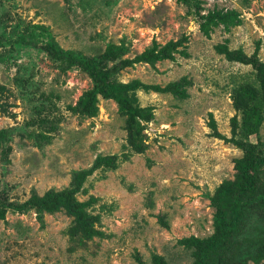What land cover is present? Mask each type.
I'll use <instances>...</instances> for the list:
<instances>
[{"label": "rangeland", "instance_id": "374dc122", "mask_svg": "<svg viewBox=\"0 0 264 264\" xmlns=\"http://www.w3.org/2000/svg\"><path fill=\"white\" fill-rule=\"evenodd\" d=\"M199 1L201 13L236 9L241 23L229 31L216 27L206 37L196 15L177 0H0V31L3 26L9 32L16 26L23 31L31 24L43 25L63 49L88 56L120 40L132 56L153 38L163 44L185 34L186 56L176 54L175 60L158 61L154 67L135 64L118 78L164 85L187 76L192 83L183 100L139 92L140 104L154 108V118L143 130L146 150L87 178L86 192L78 198H97L92 210L100 214L101 236L74 244L66 233L71 217L64 211L45 213L43 225L33 211L7 212L0 220V264H137L135 252L146 264L153 252L168 264H192L190 251L176 241L212 232L214 209L208 196L223 181L234 179V159L242 155L211 135L208 113L229 136L235 114L231 90L253 81L249 65L227 61L214 45L227 40L229 48L250 54L259 43L264 62V0ZM90 86L84 72L60 73L35 46L0 48V129H10L0 148V191L23 201L32 191L42 194L67 186L71 172L90 167L98 154H120L126 132L113 100L99 98L92 118L66 108ZM48 94L51 102L45 99ZM38 109L53 121L46 132L51 139L42 145L34 141L37 129L31 124ZM249 141H264V122Z\"/></svg>", "mask_w": 264, "mask_h": 264}, {"label": "trees", "instance_id": "16d2710c", "mask_svg": "<svg viewBox=\"0 0 264 264\" xmlns=\"http://www.w3.org/2000/svg\"><path fill=\"white\" fill-rule=\"evenodd\" d=\"M177 2L186 5L189 12L196 15L199 30L206 37H210L216 27L222 26L225 31H229L241 23L240 13L236 9L213 8L201 13L199 0ZM5 30L3 26L0 31V48L6 45L35 46L45 52L60 73L79 69L90 78V88L78 97L75 104L66 106L71 113L82 118L95 117L99 110V98H103L113 100L118 114L124 118L126 136L120 154H98L90 167L71 172L67 186L50 188L42 194L32 191L23 201L11 199L5 191H0V220H4L7 212L33 211L40 225H43L45 213L64 211L71 217L66 229L67 235L74 244L84 245L86 240L102 235L97 228L100 214L92 210L97 198H78V194L86 192L84 184L87 178L98 169H115L119 162L128 160L131 154L146 150L143 130L145 124L153 120L154 108L140 104L139 92L167 93L183 100L189 96L187 88L192 84L187 76L160 85L145 83L139 78L121 81L118 74L135 64L145 63L154 67L158 61L175 60L176 54L186 56L188 36L183 34L163 44L153 38L149 46L132 56H127L129 47L125 41L109 42L101 53L88 56L80 51L63 49L50 34L48 27L43 25L31 24L23 31H19L17 26L9 32ZM227 43L224 40L215 44V51L227 61L249 65L253 81L239 83L231 90L235 114L229 120V136L218 130L212 113H208L207 126L213 137L239 148L242 155L234 159V179L223 181L208 196L214 209L212 232L205 237L190 235L176 241L190 251L192 264H247L249 261L259 264L264 261V141H249L251 135L257 137L264 122V62L258 55L259 43L250 54L241 48L231 49ZM50 97V94L45 95L49 102ZM40 112L31 122L37 129L32 133L38 145L50 141L51 135L46 132L52 130L53 126V121L47 115L41 116ZM9 131L0 129V148ZM158 221L168 228L163 217H159ZM134 259L137 264H146L137 252L134 253ZM150 264L168 263L162 255L153 252Z\"/></svg>", "mask_w": 264, "mask_h": 264}]
</instances>
